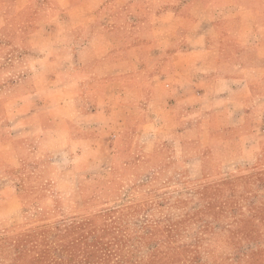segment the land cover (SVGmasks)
<instances>
[{"label": "rangeland", "instance_id": "obj_1", "mask_svg": "<svg viewBox=\"0 0 264 264\" xmlns=\"http://www.w3.org/2000/svg\"><path fill=\"white\" fill-rule=\"evenodd\" d=\"M99 7L113 0H0V264H264V136L213 151L208 134L226 135L203 114L202 138L180 142L187 112L140 92L114 124L118 84L93 78L129 66L78 29ZM68 10L90 44L67 41ZM31 113L39 133L14 141Z\"/></svg>", "mask_w": 264, "mask_h": 264}, {"label": "crops", "instance_id": "obj_2", "mask_svg": "<svg viewBox=\"0 0 264 264\" xmlns=\"http://www.w3.org/2000/svg\"><path fill=\"white\" fill-rule=\"evenodd\" d=\"M113 5L97 8L90 17L93 23L79 24L78 29L85 33L94 29L96 44H113L109 61L123 60L129 66L124 74L93 78L98 87L118 84L113 93L118 100L109 108L114 124L115 114L140 105L136 99L140 92L148 107L163 105L187 112L177 131L180 142L202 138L199 121L206 114L208 128L226 135L210 132L212 149L220 142L246 144L258 139V144L263 143L264 0H113ZM72 13H64L72 34L67 41L90 44L83 35L74 34ZM135 64L144 71L145 94L136 81ZM96 94L104 96L99 88ZM36 117V113L27 118L17 115L14 141L39 133ZM163 119L151 118L152 126L161 125ZM237 130L241 135L231 139ZM146 137L156 140L152 132ZM15 162L19 165L20 160L15 158Z\"/></svg>", "mask_w": 264, "mask_h": 264}, {"label": "trees", "instance_id": "obj_3", "mask_svg": "<svg viewBox=\"0 0 264 264\" xmlns=\"http://www.w3.org/2000/svg\"><path fill=\"white\" fill-rule=\"evenodd\" d=\"M61 250H62V249H61ZM62 251H63V250H62ZM64 252H65V250H64ZM64 252H60V251L58 252V257H59V259H60L61 261H65L66 259H67V260H71L70 257H67V258L64 257V255H63ZM86 262H89V261L86 260Z\"/></svg>", "mask_w": 264, "mask_h": 264}]
</instances>
